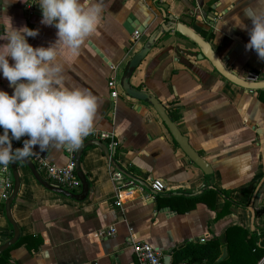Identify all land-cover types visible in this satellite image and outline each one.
<instances>
[{"label":"crops","instance_id":"crops-1","mask_svg":"<svg viewBox=\"0 0 264 264\" xmlns=\"http://www.w3.org/2000/svg\"><path fill=\"white\" fill-rule=\"evenodd\" d=\"M29 2L0 0V11L11 17L15 27L38 30L35 37H28L29 43L47 47L56 40L57 30L42 24L39 5ZM158 2L167 4V9L162 12L152 0H103L98 29L79 50H62L64 84L87 88L97 96L93 131L111 134L119 145L108 156L91 143L94 140L86 143L80 160L88 182L84 198L48 189L24 162H17L20 183L11 215L22 236H40L43 242L34 254L25 245L12 248L9 264H138L126 241L130 235L151 244L164 259L169 256L172 264L175 251L189 244L219 238L223 250L228 228L252 230L249 208L264 178L253 181L264 172V91L247 90L224 78L209 60L199 58V47L172 25L181 22L201 34L239 76L250 70L264 81V60L245 49L248 31L235 26L234 19L250 28L245 9L264 7V0ZM166 24L169 30L148 49L151 37ZM136 30L141 33L138 38ZM132 62L137 69L129 76ZM127 76L130 93L122 88ZM111 79L116 81L117 98L111 96ZM0 89L13 91L2 76ZM144 93L167 107L191 146L211 164V174L183 152ZM44 152L58 166L69 162L66 146L50 145ZM113 168L125 175V182L130 180L127 173L138 183L161 179L166 189L154 194L149 186L131 188L118 206ZM3 181L1 170L0 236H8L13 227L2 199ZM205 190L215 193L196 202L182 196ZM74 193L82 195L83 187ZM225 196L233 203L226 215L217 218L226 205ZM263 201L264 187L255 228L264 225L263 210L258 213ZM109 229H114L111 236Z\"/></svg>","mask_w":264,"mask_h":264},{"label":"clouds","instance_id":"clouds-1","mask_svg":"<svg viewBox=\"0 0 264 264\" xmlns=\"http://www.w3.org/2000/svg\"><path fill=\"white\" fill-rule=\"evenodd\" d=\"M29 4V0H27ZM41 9V23L56 28V40L33 46L28 37L38 30L15 27L11 17L0 11V76L13 88L0 89V166L32 156L34 148L50 145L79 147L94 128L98 98L87 88L64 84L62 50H79L100 26L103 0H35ZM251 27L234 18L235 26L247 29L246 50L264 60V7L245 9ZM11 59V63H10ZM26 136L22 147L13 140Z\"/></svg>","mask_w":264,"mask_h":264},{"label":"water","instance_id":"water-1","mask_svg":"<svg viewBox=\"0 0 264 264\" xmlns=\"http://www.w3.org/2000/svg\"><path fill=\"white\" fill-rule=\"evenodd\" d=\"M154 3H157V5L159 6V8L162 9V12L167 9V4L163 3L160 4L158 2V0H153ZM167 18V17H166ZM175 22V20H170ZM175 24V23H173ZM175 30L177 32H179L180 34L186 36L187 38H189L190 40H192L200 49V54H199V58H206L207 60H209L211 62V64L213 65V67L227 80L231 81L232 83L245 88L247 90H252V91H256V90H263L264 89V81L262 80H258L256 82H249L247 80L244 79V77L239 76V74L237 72H235L232 69L227 68V66L221 61V59L218 57L216 51L214 50L212 44L210 41H208L207 39H205L201 34H199L198 32H196L194 29H192L191 27L181 23V22H177L175 25H172ZM169 30V24L165 25L163 27H160L158 29L157 32L154 33V35L151 37L150 39V43H155L159 37H161L166 31ZM134 62H132V65L130 66V68H132L134 66ZM122 88L126 93H130L132 91L130 85H129V78L128 76L126 78H124V80L122 81ZM145 98L148 100V102L150 104L153 105V107L155 108V110L157 111V113L159 114V116L161 117V119L163 120V122L165 123V125L167 126V128L169 129L171 135L173 136L174 140L176 141V143L180 146V148L183 150V152L190 158V160H192L205 174L209 175L213 172L212 166L211 164L204 159L189 143V139L187 136H185L181 130L179 129L178 125L173 121V119L171 118L170 112L167 109L166 106L163 105V103L157 99L156 97L150 96L147 93H144ZM3 129L0 128V132H2ZM23 142L22 137L20 138V140H13V147L15 146V144H21ZM93 145L100 147L106 155H110V150L107 146L106 143H104L103 141L100 140H94L91 142ZM87 144H83L82 147L80 148L79 152H78V156H77V161H76V171H77V175L81 180V184L83 187V193L80 196H77L74 192L66 190L64 188H61L59 186H54L53 184H51L48 180L45 179V177L43 175H41V173L36 169L35 164L33 163V161L31 160L30 157L25 158L23 160H16L12 162V170H9L11 173V180L13 181V187L12 190L10 192V195L8 197V199L6 200V215L8 220L10 221V223L12 224V232L8 235V236H0V255L2 253H4L6 250H8L11 246L15 245L17 242V239L20 235V231L19 228L16 226L12 215H11V205L14 202L18 190H19V175L17 173V162L18 161H22L24 162L29 168L30 170L33 172L34 176L37 178V180H39L43 185H45L48 189L54 191V192H58V193H62L65 194L67 196H71V197H80V198H84L87 195L88 192V182L85 178V175L83 174V172L80 171V166H79V160L80 157L83 153V151L85 150ZM3 166H0V171L2 170ZM126 176L129 179L138 181L136 178H134L132 175H129L127 173H125ZM143 183V182H140ZM264 187V178L262 179V181L260 182L256 193L254 194V197L252 199L251 202V206L249 208L250 212H251V228L252 230L255 228V217H256V209L259 206V196L263 190ZM154 194H158L157 192H154ZM227 257V248H223L222 250V255L219 258V261H222L223 259H225ZM164 264H171V258L169 256H167L164 259Z\"/></svg>","mask_w":264,"mask_h":264},{"label":"built area","instance_id":"built-area-1","mask_svg":"<svg viewBox=\"0 0 264 264\" xmlns=\"http://www.w3.org/2000/svg\"><path fill=\"white\" fill-rule=\"evenodd\" d=\"M153 1V0H152ZM140 31H135L134 36L138 38L140 36ZM244 79L249 82H256L259 80V75L255 71H247L244 75ZM109 87L111 88V96L113 98L118 97V90L115 79L109 81ZM91 140H100L107 144L111 153H113L118 147L119 143L113 138L111 134L92 131L87 137H85L80 146L74 149H68L69 162L66 166H58L51 162L48 155L44 151L37 149L33 150V155L30 156L31 160L35 164L36 169L48 180L51 184L55 183L61 188L75 192L78 188L82 186L81 180L77 175L76 171V161L80 148L83 144L88 143ZM23 143L19 145L22 147ZM4 175V190L2 193V199L7 200L13 187V181L11 180V173L7 165L2 168ZM112 181L116 184L117 188V205L121 206L123 204L122 195L124 192L131 190V188L138 187L142 190L143 186H149L153 192L162 193L166 189L165 183L161 179H151L145 183H138L132 179L125 182V175L113 168L111 172ZM132 230V229H130ZM114 234V229H109L108 235ZM127 243L132 247L134 253L136 254L138 264H164V258L160 252H158L151 244L144 241L135 240L133 235L127 237ZM180 264H187L185 262Z\"/></svg>","mask_w":264,"mask_h":264},{"label":"trees","instance_id":"trees-1","mask_svg":"<svg viewBox=\"0 0 264 264\" xmlns=\"http://www.w3.org/2000/svg\"><path fill=\"white\" fill-rule=\"evenodd\" d=\"M167 19L172 20L170 16H167ZM154 44L155 43H149L148 49L153 47ZM136 69L137 68L133 66L127 71V75L130 76ZM7 166L9 170H12V162L7 164ZM263 176L264 172H259L254 176L253 181L261 180ZM214 191L205 190L201 194H183L182 196H184L189 202H196L203 200L204 196L208 194H214ZM225 199L226 205L223 211L217 215V218L226 215L229 212L230 205L233 203L228 196H225ZM2 205L4 208L5 203ZM263 206L259 209L258 213L262 210L264 212ZM226 240L227 242L225 245L228 249V255L222 261H219V258L222 255V240L214 238L205 244H189L185 248L175 251L172 264H180L183 262L187 264H264V225L259 226L254 230H247L241 226H232L227 229ZM42 242L43 239L40 236H22L20 234L16 244L0 255V264H9L12 248L25 245L29 252L34 254L39 250Z\"/></svg>","mask_w":264,"mask_h":264}]
</instances>
